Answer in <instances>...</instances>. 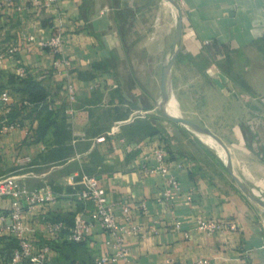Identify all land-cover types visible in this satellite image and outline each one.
Instances as JSON below:
<instances>
[{
	"label": "crops",
	"instance_id": "obj_1",
	"mask_svg": "<svg viewBox=\"0 0 264 264\" xmlns=\"http://www.w3.org/2000/svg\"><path fill=\"white\" fill-rule=\"evenodd\" d=\"M161 1L59 0L40 10L30 8L32 0L0 3V49L18 47L0 65V88L21 63L29 77L47 88V102L66 116L72 135L67 156L41 162L38 156L51 147L35 140L33 114L13 133L0 134V165L14 167L11 173L30 187L50 184L56 191L55 203L25 215L43 242H48L43 217L53 220L92 208L78 199L83 185L74 188L68 180L79 182L83 174H93L117 204L121 221L130 217L146 230L158 228L146 238L127 239V264H166L169 258L181 263L204 258L209 264H264V209L231 182L223 159L199 135L155 112L177 16L174 7ZM177 1L183 36L172 85L178 88L183 116L232 120L237 139L225 144L233 167L264 198V110L258 102L264 97V0ZM57 32H62L64 54L71 62L68 74L53 67L55 54L41 45ZM31 35L34 41L28 40ZM68 84L76 90L75 102L69 100ZM203 87L214 89L211 101L195 99L210 96L209 90L201 92ZM211 102L221 106L212 110ZM119 122V130L111 133ZM102 136L105 139L98 141ZM160 145L167 146L171 170L181 183L171 202L161 200L164 178L142 169L146 162L154 163ZM199 218L225 220L237 228L199 233L194 229ZM51 244L52 264H91L101 254L115 252L112 237L99 226L81 243Z\"/></svg>",
	"mask_w": 264,
	"mask_h": 264
},
{
	"label": "built area",
	"instance_id": "obj_2",
	"mask_svg": "<svg viewBox=\"0 0 264 264\" xmlns=\"http://www.w3.org/2000/svg\"><path fill=\"white\" fill-rule=\"evenodd\" d=\"M59 0H32L31 9H44L57 3ZM13 0H3L0 3L12 4ZM29 8V9H30ZM21 10L23 7L19 6ZM34 36H28L29 41H34ZM43 47H49L55 54L53 67L59 73L68 74L71 70V62L64 54V43L62 32H57L45 41L41 42ZM18 47L13 45L6 49H0V65L9 56L15 55ZM19 63V61H18ZM18 78L28 76L27 69L21 63L15 73ZM69 100L75 102L76 90L72 84L67 86ZM264 104V97L261 98ZM23 106V108H22ZM32 104L24 100H16L8 89L0 90V134L8 135L16 131L21 125V115L25 108ZM49 107L52 106L49 104ZM119 122L111 133L119 130ZM105 137H99L103 141ZM149 156H146V160ZM153 164H143L142 169L149 174H159L164 178L165 185L161 200L173 201L176 194L181 190V183L170 167V154L166 145L158 146L154 151ZM68 184L76 187L83 185L84 189L77 192L78 199L92 208L88 212L76 215L73 225L69 226L64 220H51L42 218L43 234L48 242H43L36 233V228L28 224L25 215L33 213L37 207L49 203H55L57 193L50 184L38 187H30L18 175L9 174L0 176V201H6L7 206L0 205V264H52L53 247L51 241L81 243L99 226L112 237L115 252H106L96 257L94 264H127L129 259V248L126 244L128 238L139 236L146 238L152 233H157V226L150 230L144 229L140 224L131 222L127 217L121 221L116 213L117 204L113 202L106 188L101 184L99 178L93 174H83L81 180L76 182L74 178L68 180ZM191 199V197H189ZM145 209V205L142 204ZM123 210L129 212V206ZM177 229L181 228V222H176ZM236 224L221 219L199 218L194 229L199 233L214 235L226 231L236 230ZM188 237L189 232H185ZM15 240L17 245L11 249L7 248L8 242ZM110 243V242H108ZM123 261V263H120ZM166 264H209L207 259L200 258L195 262H178L175 259H167Z\"/></svg>",
	"mask_w": 264,
	"mask_h": 264
},
{
	"label": "trees",
	"instance_id": "obj_3",
	"mask_svg": "<svg viewBox=\"0 0 264 264\" xmlns=\"http://www.w3.org/2000/svg\"><path fill=\"white\" fill-rule=\"evenodd\" d=\"M0 89H8L11 93L19 95L21 102L27 100L32 104L30 108H25L22 112L16 113V115L22 114V122L24 118L32 117L34 114V119L37 123L35 140L37 142L43 141L51 147L46 154L47 159H62L70 153L71 147L67 143L72 135L66 122V116L59 110L49 107V103L47 102L49 92L41 81L29 76L21 79L14 74L8 79L7 85ZM67 216H58L53 218V220H64L69 226L73 225L76 214L71 212ZM63 243L67 245L78 244L70 242ZM16 245L15 240L7 244L9 249ZM55 247L57 248L58 246ZM70 264H76V261L73 260Z\"/></svg>",
	"mask_w": 264,
	"mask_h": 264
},
{
	"label": "water",
	"instance_id": "obj_4",
	"mask_svg": "<svg viewBox=\"0 0 264 264\" xmlns=\"http://www.w3.org/2000/svg\"><path fill=\"white\" fill-rule=\"evenodd\" d=\"M169 2L174 6L177 11L176 16V23H175V32L172 44L168 50V54L166 59L162 64V71H161V96L157 102V107L163 113V115L168 118L169 120L183 124L188 129L193 131L197 135H210L214 138L223 148L227 151L228 157L227 160L224 161L230 175L235 180L237 185L240 189L246 194L254 203L264 209V198L259 196L254 192V190L245 182V180L235 171L233 167L232 157L228 146L225 142L214 132H212L209 128L200 125L199 123L183 116V115H174L171 114L168 109L167 105L172 97L173 93V66L174 62L179 54L181 43H182V36H183V13L182 8L177 0H169Z\"/></svg>",
	"mask_w": 264,
	"mask_h": 264
},
{
	"label": "rangeland",
	"instance_id": "obj_5",
	"mask_svg": "<svg viewBox=\"0 0 264 264\" xmlns=\"http://www.w3.org/2000/svg\"><path fill=\"white\" fill-rule=\"evenodd\" d=\"M161 3H166L169 9H170V7L171 8L174 7L169 2V0H162ZM172 88H173V93L175 95L174 102L177 103V101H178V94H177V91L175 89L178 90V88H175L174 86H172ZM185 88L188 91L191 90L190 88H187V87H185ZM208 90H209V88H205V87L201 88V92H203V93H204V91H208ZM209 91H210V94H209L210 96L209 97L207 96L208 98L206 97L205 94L204 95L201 94V96L198 95V96H194V97H195V99H197V98L200 99L201 98L200 99L201 101H205V100L206 101H211L212 100L211 94L214 93V89L213 90H209ZM160 96H161V91H160L159 97H157L158 100L160 99ZM188 98H191V94L188 95ZM258 102H260V104L262 105V110H264V104L261 102V96L258 98ZM154 105H156V102H154ZM210 105L212 107V110H217V108H219L221 106V105H218L215 102H211ZM155 112L158 113L161 116L162 119L167 120V122H169V123H175V122L169 120L168 118H166L163 115V113L159 110L158 107L156 108ZM180 113H181V115H183V112H182L181 108H180ZM191 120L199 123L202 126H205V127L209 128L212 132L216 133L226 144L229 143L231 145V143H233L237 139L236 138L237 136L233 133V129L231 127V124H232V120L231 119H216V118H207V117H205L203 119L202 118H194V119H191ZM212 150L215 152L214 149H212ZM38 158L40 159L41 162L42 161L45 162L46 159H47V155L40 154L38 156ZM221 162H222V168H223L225 174L227 175V177L230 178L231 182H233L234 184L237 185V183L235 182V180L232 178V176L230 175L229 171L227 170L224 162L223 161H221ZM13 168L14 167L11 166V167H7V168L4 169L3 166L0 165V176L13 174V173H11V171L13 170ZM7 248H8V246H7Z\"/></svg>",
	"mask_w": 264,
	"mask_h": 264
},
{
	"label": "bare ground",
	"instance_id": "obj_6",
	"mask_svg": "<svg viewBox=\"0 0 264 264\" xmlns=\"http://www.w3.org/2000/svg\"><path fill=\"white\" fill-rule=\"evenodd\" d=\"M174 99H175V95L172 94V97L167 105V109L171 114L181 115L179 103L178 101L177 103H175ZM199 137L203 142H205L207 145L213 148L216 151V153L223 159V161L227 160L228 157L227 151L214 138H212L210 135L207 134L206 135L200 134Z\"/></svg>",
	"mask_w": 264,
	"mask_h": 264
}]
</instances>
